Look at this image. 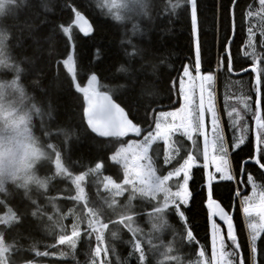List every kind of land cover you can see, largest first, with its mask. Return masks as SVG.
<instances>
[{
    "label": "snow or ice",
    "instance_id": "snow-or-ice-1",
    "mask_svg": "<svg viewBox=\"0 0 264 264\" xmlns=\"http://www.w3.org/2000/svg\"><path fill=\"white\" fill-rule=\"evenodd\" d=\"M238 2L230 0L227 8L233 17ZM258 4L255 11L251 5L242 10L243 19L261 17L259 43L264 51V0H258ZM42 6L52 11L46 3ZM152 6L148 0H123L121 7L125 14L114 18L139 20L152 15ZM60 7L67 19L53 21L48 36L44 37L47 60L41 69H35L30 57L10 63L3 52L0 64H7L5 69L15 74H26L29 69L21 68V63H27L38 76L43 75L44 67L51 70L54 65L58 87L62 66L65 80L70 78L69 86L83 96L81 128L85 133L95 134L92 139L98 146L97 154L87 164L81 162L77 166L70 156L66 162L64 157L70 151V137L75 130L69 133L57 127L55 135L62 137L60 144L48 142V160L54 171L43 175L46 182L41 190L22 192L19 185L5 188L0 181V264H38L24 257L25 252L35 257L67 258L72 264H152V258L159 253L169 262L183 264L179 256L171 253L189 247L197 259L189 260L188 264H264V190L258 191L256 183L257 176L264 179V55H257L251 43L255 29L247 28L250 68L240 67L237 73H250L252 87L234 97L230 111L225 108L231 131L229 139L221 127L213 87L225 68L219 59L215 68L204 67L208 57L203 54L199 40L203 20L198 0H174L167 5L171 15L181 8L186 13L190 53L195 57L194 65L190 55L178 72V92L173 77L169 110H163L158 98L129 103L130 89L126 85L109 87L101 83L97 65L108 54L107 48L101 47L103 37H97L96 25L90 23L76 0H61ZM24 8L23 0L19 4L0 0V24L16 19ZM139 31L140 26L133 23L130 38L121 40V45L127 46L124 55L128 66L122 64L116 72L130 75L131 62L143 57V49L131 39ZM233 38L225 37L227 41ZM7 39V32L0 30V44ZM57 42L62 44L61 49H57ZM85 42H92L93 49L87 63L83 62L80 47ZM34 43L36 51L43 52L38 37ZM217 49V56L223 57L229 53L230 44L217 43ZM225 67L229 75L236 70L230 58ZM78 68L82 69L80 75ZM186 78L198 81V88L186 86ZM18 79L19 75L14 76L9 84L23 97L24 89ZM32 83L39 87L38 80ZM153 95L147 88L140 93L142 98ZM229 99L232 98L226 97V103ZM248 115L250 121L245 118ZM41 126L51 139L53 133L48 126L43 121ZM159 141H163L162 161L153 155ZM109 162L118 169L113 174H103ZM36 167L38 170L40 163ZM17 171L10 170L7 174L15 178ZM57 180L65 187L58 190L60 196L49 195L46 190ZM249 188L251 191L245 195ZM13 195L20 196L22 209L9 204ZM63 201L68 202L67 211ZM236 201L244 217L242 230H237L235 212L230 210L235 208ZM194 207L201 213L207 210L210 259L206 257L207 241L200 243L188 215ZM144 208H150L147 232L139 226ZM169 235L171 238L166 239ZM122 248L127 249L126 255L122 254ZM80 251L85 257L83 261L77 258Z\"/></svg>",
    "mask_w": 264,
    "mask_h": 264
},
{
    "label": "trees",
    "instance_id": "trees-1",
    "mask_svg": "<svg viewBox=\"0 0 264 264\" xmlns=\"http://www.w3.org/2000/svg\"><path fill=\"white\" fill-rule=\"evenodd\" d=\"M172 1L174 0H153L152 21L150 23L145 22L142 31L134 37H131L133 43H136L138 47L143 49V57H137L131 62V74L126 76L124 73L116 72V69L121 67L122 64L126 67L128 66L124 55V49L127 46H122L121 40L130 38L129 30L132 28V23L127 20H116L103 9L97 7L93 0H76V3L90 19V23L96 25L97 37H103L101 47L107 48L108 50V54L102 57L101 63L97 65V70L100 71L99 79L101 83L107 84L109 87L126 85L130 89L128 93L129 103L140 102L141 100L147 102L149 99L158 98L163 110H169L168 105L170 101L168 96L170 95L169 89L173 84V77H175V87L178 90V72L183 70V63H186L192 54L190 53L189 30H186L185 26L186 13L181 8L176 10L175 15H171V10L167 5ZM45 3L52 11H47L42 6ZM198 3L203 20L199 40L202 44L203 54L208 57V64L204 65V67L205 69L208 67L215 68L219 59L221 67L225 68V71L216 79L215 84L222 129H224L226 136L230 139L231 131L229 129V119L225 113V108L228 107L230 111V106L235 104L234 97L250 90L252 84L250 73L241 76L227 74L225 66L229 58L227 54L223 57L217 56V43L223 45L229 42L225 39L226 36L234 37L229 43V53L230 59L236 65L234 72H239L240 67H250L251 49L248 47L246 37L248 35L247 28L253 27L255 29V38L251 43L257 55H264V51L261 50L259 43V26L262 23L261 17L255 16L250 18V20H244L242 11L246 10L248 5H251L253 11H255L259 7V4L258 0H239L233 17L227 11V8L230 6V0H198ZM60 5L61 0H29V4L19 13L16 19H9L4 22L7 25L6 28L4 24H1L8 31L7 46L9 61L19 62L23 57H30L34 60L35 69H41L42 64L47 60V44L44 42V37L48 36L53 21L61 18L67 19V15L61 13ZM217 5H220V7L217 8ZM41 21L46 22L41 23ZM37 37L43 46V52L36 51L37 45L34 43V38ZM91 43L85 42L80 46L84 63H87V57L93 51ZM56 47L57 49H61L62 44L57 42ZM219 51L222 53L223 48L220 47ZM145 59H150L156 67L153 69L150 65L144 64L143 61ZM192 59H194V55H192ZM21 66L22 68L29 69L26 74H20L23 88L30 94L34 102L47 110L48 113L51 112V115H48L45 120L34 119V125L40 128L43 121L48 126V130L53 133L51 139L47 138L46 142L56 144H60L62 139V137L55 135L57 127L63 128L69 133L75 130V135H71L70 137V151L64 159L67 162L70 156L71 160L77 163V166L81 162L87 164L89 160L96 156L98 146L92 139L95 134L90 133V131L85 133L81 128L83 115L82 94L76 93L69 86L68 82H70V78L67 81L65 80L66 73L62 66L59 87L57 86V80L54 79L56 74L54 65L51 70L44 67L42 69L43 75L40 76L35 71L30 70L27 63H21ZM81 72L82 69L78 68V75ZM2 76L9 77L10 75L2 73ZM33 80L39 81V87L33 85ZM84 83H86V76L84 77ZM41 88L45 90L41 91ZM144 88L152 91L154 93L153 97L145 96L142 98L140 93ZM117 95H120V93H117ZM254 95L252 93L253 97ZM226 97L232 99H229L226 103ZM174 99L175 97L173 96ZM176 106L178 107L179 105L177 104ZM236 106L238 107V105ZM245 118L249 121L251 120L250 115ZM84 128H86V125H84ZM96 139L99 140L102 138L97 137ZM159 145L161 146V143ZM161 155L163 156V153ZM117 169L118 166H112L109 162L103 174H113ZM51 171H54L51 161L46 160L40 163V167L38 168L39 175L43 176L49 174ZM122 175L123 173L121 171V178ZM256 183L259 186V191L264 190V179L257 176ZM64 187L65 185L57 180L54 182L52 188L46 191H48L49 195L60 196L58 190ZM247 193L248 190L244 192V194ZM92 194L94 195V190ZM8 202L14 208L22 209L23 207L19 195H13ZM62 203L65 206L64 210L67 211V207L69 206L68 202L63 201ZM230 210L235 212L236 219L234 220V224L237 230H242L244 228V218L239 211L238 201H236L235 208H230ZM142 211L143 215L141 216L139 224L147 232L149 228L147 212L150 211V208H144ZM206 214V209L201 213L195 207L189 210L188 213L190 220L193 222L195 235L199 238L200 243L204 244L207 241L206 257L210 259V238L207 236ZM67 223H71V221L68 220ZM170 238L171 236L169 235L166 239ZM40 250H44L43 246H41ZM121 251L123 255L127 254V249L122 248ZM171 255L179 256L183 264H188L189 260L197 259L195 252L190 247L181 251H174ZM23 256L38 262V264H72L71 260L59 256L35 257L28 252L23 253ZM77 258L81 261L85 259L82 251L78 252ZM158 262L159 264H174V262L165 260L159 253L152 258V264H158Z\"/></svg>",
    "mask_w": 264,
    "mask_h": 264
},
{
    "label": "clouds",
    "instance_id": "clouds-1",
    "mask_svg": "<svg viewBox=\"0 0 264 264\" xmlns=\"http://www.w3.org/2000/svg\"><path fill=\"white\" fill-rule=\"evenodd\" d=\"M14 3L19 4L20 0H14ZM28 4L29 0H23L24 7ZM152 18V15L145 16L143 20L150 23ZM127 21L134 23L133 20ZM0 52L8 56V47L0 44ZM143 63L153 69L156 67L150 59ZM6 67L7 64H0V70ZM47 117V110L34 102L25 89L22 97L9 82H0V172L4 173L0 181L5 188L10 184L19 185L22 192L43 188L46 177L38 174L36 166L50 158L47 129L43 126L37 128L33 121ZM10 170H18L15 178L7 174Z\"/></svg>",
    "mask_w": 264,
    "mask_h": 264
},
{
    "label": "rangeland",
    "instance_id": "rangeland-1",
    "mask_svg": "<svg viewBox=\"0 0 264 264\" xmlns=\"http://www.w3.org/2000/svg\"><path fill=\"white\" fill-rule=\"evenodd\" d=\"M93 2L97 5V4H100L102 5L100 8L103 9L106 13H108L109 15L111 16H115V15H121L123 16L125 13H124V9L121 7L122 3H123V0H93ZM174 2V1H172ZM103 5H107V7H104ZM126 20V19H125ZM125 20H121V21H125ZM120 21V20H119ZM134 23H137L139 26H140V31L139 33L142 31V28H143V24L146 22L143 20V18L139 19V20H133ZM133 24V22H131ZM0 30H3L5 32H7L8 34V31L6 29H4L1 24H0ZM138 33V34H139ZM8 40V39H7ZM7 40L5 41V44L7 45ZM11 63V61H9ZM195 63V57L193 59V65ZM192 75L194 76L195 75V67L193 66L192 68ZM2 73L3 74H9L10 76L9 77H4L2 76ZM16 75H19V79L17 80V83L19 85H22L21 84V80H20V74H15L13 73L12 71L8 70V69H2L0 70V82H10L14 76ZM198 84L199 82L198 81H193L189 78H186V86L188 85H196L197 88H198ZM214 90L216 92V84H214ZM177 89L179 90V80H178V86H177ZM177 90V91H178ZM216 97H217V92H216ZM217 109H218V104H217ZM218 115L220 116L219 114V110H218ZM220 123H221V118H220ZM209 130L211 129V125L209 124ZM222 127V125H221ZM159 143H161V146L159 145ZM161 153H163V141H159L158 142V148H157V152L153 153L154 155V158H159L161 161L163 159V156L161 155ZM251 191V188L248 189V193L245 194V195H248L249 192ZM259 191V190H258ZM259 202L258 200V197H257V203ZM238 204H239V201H238ZM243 216V215H242ZM244 218V217H243ZM147 223H148V219H147ZM139 226H141L139 224ZM142 227V226H141ZM210 253L212 255V250H211V242H210Z\"/></svg>",
    "mask_w": 264,
    "mask_h": 264
},
{
    "label": "water",
    "instance_id": "water-1",
    "mask_svg": "<svg viewBox=\"0 0 264 264\" xmlns=\"http://www.w3.org/2000/svg\"><path fill=\"white\" fill-rule=\"evenodd\" d=\"M228 43H230V41H229ZM227 55H228V58H230V53H227ZM249 68H250V67H249ZM237 73H238V72H233L231 75H233V76H241V75H243V74H239V75H237Z\"/></svg>",
    "mask_w": 264,
    "mask_h": 264
}]
</instances>
